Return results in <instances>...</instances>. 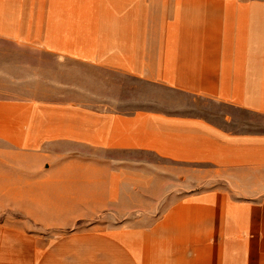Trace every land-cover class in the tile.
<instances>
[{"label": "crops", "instance_id": "1", "mask_svg": "<svg viewBox=\"0 0 264 264\" xmlns=\"http://www.w3.org/2000/svg\"><path fill=\"white\" fill-rule=\"evenodd\" d=\"M0 74V264H264V0H0Z\"/></svg>", "mask_w": 264, "mask_h": 264}, {"label": "rangeland", "instance_id": "2", "mask_svg": "<svg viewBox=\"0 0 264 264\" xmlns=\"http://www.w3.org/2000/svg\"><path fill=\"white\" fill-rule=\"evenodd\" d=\"M3 74H0V77L2 76ZM98 222V219L97 220H92V221H88L87 223H97Z\"/></svg>", "mask_w": 264, "mask_h": 264}]
</instances>
